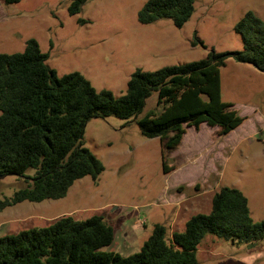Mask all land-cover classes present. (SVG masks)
Listing matches in <instances>:
<instances>
[{"label": "rangeland", "instance_id": "1", "mask_svg": "<svg viewBox=\"0 0 264 264\" xmlns=\"http://www.w3.org/2000/svg\"><path fill=\"white\" fill-rule=\"evenodd\" d=\"M148 1L88 0L71 16V0H0V54L22 53L36 40L59 76L81 73L97 91L121 97L138 69L200 61L213 49L242 51L237 23L248 11L264 21V0H196L182 28L170 19L145 25L138 13ZM221 93L245 122L223 137L206 124L199 131L187 128L182 145L168 157L175 168L169 174L161 141L145 138L137 123L114 116L91 120L85 144L104 164L100 178L78 180L60 200L7 208L0 213V237L49 227L64 216H101L115 233L104 250L130 256L155 225H165L171 236L183 232L194 215L210 214L214 196L225 187L241 190L254 221H264V73L230 59L221 70ZM156 108L154 95L144 114ZM25 185L16 176L0 178V198H11ZM197 257L199 264H264V240L247 244L208 235Z\"/></svg>", "mask_w": 264, "mask_h": 264}, {"label": "trees", "instance_id": "2", "mask_svg": "<svg viewBox=\"0 0 264 264\" xmlns=\"http://www.w3.org/2000/svg\"><path fill=\"white\" fill-rule=\"evenodd\" d=\"M4 1L13 5L22 0ZM71 1V16L88 2ZM195 4L149 0L138 20L148 25L170 19L182 28ZM235 31L242 37V51L213 49L200 61L154 72L138 69L121 97L97 91L81 73L59 76L36 40H29L22 53L0 54V178L16 176L26 183L11 198H0V213L26 201L63 199L78 180L100 178L104 164L85 144L93 119L114 116L135 122L145 138L159 139L165 174L175 170L168 157L182 145L187 128L199 131L206 124L217 128L220 137L237 130L246 118L223 101L221 70L233 59L264 73V21L248 11ZM154 95L157 108L144 114ZM208 235L251 244L264 240V221H254L241 190L225 187L214 196L210 214L194 215L183 232L171 236L165 225H155L141 250L130 256L104 250L115 233L103 217L78 221L64 216L49 227L0 237V264H199L198 248Z\"/></svg>", "mask_w": 264, "mask_h": 264}, {"label": "crops", "instance_id": "3", "mask_svg": "<svg viewBox=\"0 0 264 264\" xmlns=\"http://www.w3.org/2000/svg\"><path fill=\"white\" fill-rule=\"evenodd\" d=\"M204 125V124H203ZM202 127V126H201Z\"/></svg>", "mask_w": 264, "mask_h": 264}]
</instances>
